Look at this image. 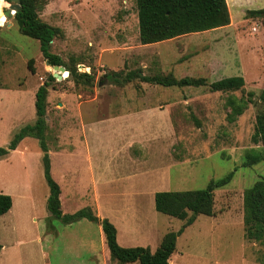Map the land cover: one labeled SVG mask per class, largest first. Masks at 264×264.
I'll return each instance as SVG.
<instances>
[{
	"label": "rangeland",
	"instance_id": "374dc122",
	"mask_svg": "<svg viewBox=\"0 0 264 264\" xmlns=\"http://www.w3.org/2000/svg\"><path fill=\"white\" fill-rule=\"evenodd\" d=\"M5 2V8L0 3L1 11L8 8L10 2ZM262 7L264 3L253 9ZM35 9L41 21L62 32L51 42L50 51L59 56L66 75L55 78L48 88L45 139L51 151L50 173L62 191L63 212L72 214L94 202L92 194L81 189L82 177L78 176L76 185L64 173V151L58 146L66 149L80 144L82 121L87 123L92 117L98 120L90 123L102 124L111 132L109 116L121 104L154 108L168 114L173 125L168 133L167 161L164 159L167 174L161 183L150 186L145 182L147 176L126 180L127 164L114 163L119 181L111 189L123 206L119 211L128 208L127 213L136 217L132 227L141 225L135 233L125 231L118 221V244L154 252L167 233L177 232L185 223L156 212L154 200L148 196L150 189L202 190L209 181L234 171L231 181L213 192L215 215L198 216L184 229L169 263L264 264V234L259 240L248 239L243 223V193L264 179V160L242 166L247 150H262L252 136L255 117L264 110L260 99L264 91V9L259 13L236 11L239 15L232 13L229 27L215 32L150 45L139 42L135 0H35ZM46 62L38 41L22 35L14 17L0 21V147H6L23 126L35 121V93L55 73ZM70 70L91 75L93 83H83ZM131 71L143 76L205 79L206 86L164 88L138 79L116 83L110 77L117 73L122 79ZM230 77H242L244 87L235 92L209 91L210 83ZM239 99L247 108L229 122V101ZM109 140L115 144L120 137ZM19 148L0 159V193L12 199L10 212L0 217V264H73L66 249L71 245L68 228L46 208L49 189L38 141L28 137ZM77 156L75 152L74 165L82 171L80 151ZM150 165L159 169L164 163L152 153ZM64 180H70L71 186L66 187ZM77 191L80 193L74 197ZM99 211L104 213L105 208Z\"/></svg>",
	"mask_w": 264,
	"mask_h": 264
},
{
	"label": "trees",
	"instance_id": "16d2710c",
	"mask_svg": "<svg viewBox=\"0 0 264 264\" xmlns=\"http://www.w3.org/2000/svg\"><path fill=\"white\" fill-rule=\"evenodd\" d=\"M11 2V0H6ZM19 9L14 14V21L22 35L38 41L42 57L50 66H61L59 56L52 54L51 43L62 35L59 28L52 27L41 21L35 9V0H18ZM138 18V38L142 45H150L172 40L180 36L207 32L226 27L230 24V16L225 0H135ZM4 8L7 6L3 0ZM259 13V11H251ZM5 20L0 5V21ZM83 83L91 85L93 77L89 74H75ZM62 77L66 72L61 74ZM117 73H110L111 79L116 83H128L138 79L141 83L161 86L164 88L204 87L205 79L184 77L176 79L171 75L143 76L141 73L131 71L120 78ZM121 79V80H120ZM48 81L38 87L35 93V121L33 124L23 126L10 140L6 147H0V159L6 158L10 152L18 148L20 142L31 137L38 141L42 153L44 179L49 189L46 208L51 217L58 219L64 225L72 224L81 219L99 224L104 235V242L108 249L110 260L117 264H170L169 259L176 249L177 238L184 229L191 226L198 216L212 217L214 211V190L227 185L234 171L219 180H211L205 189L193 191H161L154 195L155 211L168 217L184 221L177 232L167 233L154 251L146 247H121L117 242V230L106 218L100 219L93 214L90 208H83L74 214H62L59 205L60 187L50 173V159L46 145L45 131L47 94L50 83L55 80L49 76ZM244 87L242 77L224 78L208 85L210 92L238 91ZM264 100V91L260 95ZM231 113L228 121L233 122L235 116L243 114L247 103L242 99L230 100ZM254 142L260 143L262 150L250 149L245 153L243 167H250L264 160V110L255 117ZM12 206V199L8 195L0 194V216L7 213ZM243 223L245 235L248 239L259 240L264 234V179L255 182L252 187L243 193ZM1 249V246H0Z\"/></svg>",
	"mask_w": 264,
	"mask_h": 264
},
{
	"label": "crops",
	"instance_id": "0c3cea01",
	"mask_svg": "<svg viewBox=\"0 0 264 264\" xmlns=\"http://www.w3.org/2000/svg\"><path fill=\"white\" fill-rule=\"evenodd\" d=\"M225 1L230 17L232 16V13L239 15L236 11L241 9L246 10L245 13L264 9V7L256 10L253 9V6L263 4L264 0ZM231 20L232 18H230V22ZM226 27H229V25ZM207 32H215V30ZM79 108H81V106ZM117 108L118 110L116 111V114L109 116L111 121L108 122V124H110L109 127L111 132H107L102 124L90 123L94 122V120H98V117H92L90 121H86L87 123L82 121L80 144L76 147L70 144L66 149L64 148L65 150L58 146L59 148L57 149L61 151V153L64 151L63 157L66 168L64 173H68L76 185L79 182L77 180L78 176L80 180L82 177V181H80L81 189H84L85 193L92 194L93 196V205L84 208H90L93 214L100 219H108L115 226L117 230V240H119V230L117 228L118 221L123 223L125 231H134L135 233L141 230V225L132 227V220L136 221L135 215L131 214V212L127 213L128 208L125 209L127 210L126 212L122 213L121 209L123 206L121 207L116 202V199H118L119 196L111 189V186L119 181V175H115L113 169V166L115 165L114 163L124 161L127 164L126 168H128L129 175L126 180L134 177L147 176L145 182H149V185L153 182L157 184L161 183L162 177L167 174V170L166 172H163L165 166L166 168L168 166V163L164 162V159L167 161L168 133L169 129H171V131L173 130V125L168 114H162L163 111H158L154 108H143L142 106L138 107L127 103L121 104L117 106ZM109 133H111V137L109 136ZM117 137H120V140H118L117 143L115 142V144H111V140L109 139L115 140ZM27 138L28 137L23 140ZM162 139H165L164 145ZM22 141L18 145V148L10 153L19 151ZM70 143H72V141H70ZM111 145H113V147H110ZM163 147L165 149V156L162 155ZM49 150L50 149H48V152ZM58 150L54 149L53 151L59 152ZM79 151L80 158H82V163L85 166L82 171L74 165V153L77 152V155L79 156ZM50 153L51 151L49 152V159L51 157ZM152 153L159 159L163 160L164 165L162 168L160 167L157 169L153 165H150V156ZM135 168L137 169L136 171ZM84 177L85 179H83ZM70 180L68 183L64 180V184L67 183L66 187L67 185L71 186ZM78 187L76 189H79ZM76 189H74V191H76ZM158 190L160 189L155 188L149 190L148 196L150 199L154 200V194L159 192ZM135 191L136 190H134V192ZM61 192L60 189V193ZM79 193L80 192L77 191L74 197ZM59 205L61 209L60 195ZM100 207L105 208L104 213H100ZM119 208H121V211H119ZM61 211L62 214H66L62 209ZM8 212H10V210ZM59 222L61 223L60 220ZM49 226L55 231L54 226L51 224ZM67 228V239H69L71 245L69 248L66 247V249L70 252L73 264L112 263L99 224L92 223L86 219H81L72 224L65 225V229ZM98 248H100V250H98ZM72 252L74 253L72 254Z\"/></svg>",
	"mask_w": 264,
	"mask_h": 264
},
{
	"label": "water",
	"instance_id": "95a60500",
	"mask_svg": "<svg viewBox=\"0 0 264 264\" xmlns=\"http://www.w3.org/2000/svg\"><path fill=\"white\" fill-rule=\"evenodd\" d=\"M19 9V2L18 0H11V2L8 5V8L2 11V14L5 17V20L7 21L9 18L14 17V14ZM51 43V42H50ZM47 65H49L48 61L46 62ZM54 73V78L62 79L63 73L66 72L65 68L62 66H52Z\"/></svg>",
	"mask_w": 264,
	"mask_h": 264
},
{
	"label": "snow or ice",
	"instance_id": "6c2138e0",
	"mask_svg": "<svg viewBox=\"0 0 264 264\" xmlns=\"http://www.w3.org/2000/svg\"><path fill=\"white\" fill-rule=\"evenodd\" d=\"M3 2V0H0V3H2Z\"/></svg>",
	"mask_w": 264,
	"mask_h": 264
},
{
	"label": "bare ground",
	"instance_id": "6f19581e",
	"mask_svg": "<svg viewBox=\"0 0 264 264\" xmlns=\"http://www.w3.org/2000/svg\"><path fill=\"white\" fill-rule=\"evenodd\" d=\"M7 4V3H6ZM4 16V15H3Z\"/></svg>",
	"mask_w": 264,
	"mask_h": 264
}]
</instances>
